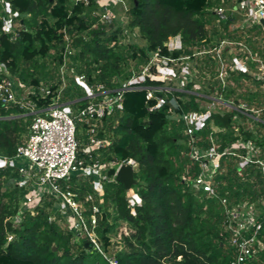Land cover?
Instances as JSON below:
<instances>
[{"label":"trees","instance_id":"obj_1","mask_svg":"<svg viewBox=\"0 0 264 264\" xmlns=\"http://www.w3.org/2000/svg\"><path fill=\"white\" fill-rule=\"evenodd\" d=\"M95 1L90 0L86 6L82 2L71 4L70 0H3L18 12L22 27L13 38L1 31L0 19V63L25 86L38 90L42 78L47 75L48 63H53L58 74L66 55L65 71L83 75L90 87L103 85L115 90L139 74V67L148 63L151 52L159 50L167 66L182 58L194 62L195 72L208 84L205 90H198L202 96L192 93L193 79L179 90L170 88L164 81L146 78L136 85L144 89H133L135 86L124 92L122 111L103 120L98 136L106 137L108 145L99 151L98 158L93 154V159L104 162L132 160L134 182L129 188L119 181L102 184L103 204L97 216L96 235L104 253L113 249L117 264H163L164 261L230 264L234 249L223 228L220 199L226 198L231 204L253 203L260 219H264V175L254 165L237 172L234 160L224 157L219 160L220 173L214 178L218 197L206 199L194 193L181 176L194 177L198 166L190 160L189 138L176 118L183 113L203 111L201 105L208 101L205 96L216 91L235 107L244 103L247 111L240 113L231 109L222 115L212 113L204 128L196 133L194 145L204 150L216 143L222 149L239 139L256 138L264 152V136L258 137L256 131L241 125L246 120L264 129L261 83L247 73L234 72L229 75L233 84L222 87L215 81L216 62L209 55H195L197 51L214 47L210 31L215 37H224L213 25L216 18L212 9L222 1L231 0H129L130 7L120 11L127 21L126 29L137 30L145 43L143 46L120 44L122 33L127 32L115 23H100L94 15L98 10ZM3 3L0 2V17ZM118 10L119 6L113 7L115 13ZM261 35V28L255 26L246 31V41L250 45L255 36ZM67 37L72 54L65 52ZM174 37H179L181 48L170 52L166 43ZM226 37L235 40L232 36ZM251 49L264 58L263 51L255 46ZM127 59L136 62V71L125 69ZM151 73H156L155 67L151 68ZM244 82L254 85L255 89L251 90ZM61 85V78H58L55 84L46 86L51 91L50 96L37 101L32 97L36 107L50 106ZM146 88L153 89L155 98L146 100ZM84 98V91L72 76L68 85L64 84L60 103H68L76 110L87 104ZM156 98L163 99L164 103L150 110ZM255 108L260 110V115L250 112ZM25 114L16 106L6 108L0 104V155L13 156L17 146L22 144L21 137L27 135L32 119ZM236 119L242 122L238 124ZM77 139L81 146L86 142V136L82 138L81 134H77ZM78 157L83 158L81 151ZM112 174L110 170L108 175ZM11 180L14 185L6 188ZM69 190L82 200L87 192L93 191V186L90 181L75 176L69 182ZM128 190L140 200L139 204H129ZM25 194V188L18 184L17 169L0 168V264H108L88 239L76 242L62 227V220L54 208L55 201L48 196L34 215L25 211L19 224H7L6 219L18 214ZM119 222L126 223L131 232L113 241L110 234ZM8 235H12L10 241H7ZM259 238L264 244V221ZM246 264H264V251Z\"/></svg>","mask_w":264,"mask_h":264},{"label":"built area","instance_id":"obj_2","mask_svg":"<svg viewBox=\"0 0 264 264\" xmlns=\"http://www.w3.org/2000/svg\"><path fill=\"white\" fill-rule=\"evenodd\" d=\"M0 2L3 3V0ZM70 2L74 5L80 2L86 6L90 4V0H70ZM95 2L98 10L94 15L98 16L100 23L104 25L115 23L126 32V26L122 25L118 13L113 11V7L120 5V0H96ZM230 2L232 4L227 5L222 1L221 5L212 9L216 18L213 25L224 37L210 35L214 47L197 51L195 55L210 54L211 59L217 64L216 78L219 79L222 87L232 85L233 82L229 80V75L238 72L249 74L264 88V62L256 57L258 56L256 52L247 47L248 50L241 48L244 47L242 43L245 42L244 36L248 29L259 26L262 29V35L259 37H264V27L260 24L261 20L264 21V0H231ZM1 10L3 13L0 17L1 31L16 38L18 30L22 27L18 12L13 11L7 2L3 3ZM227 35L234 37L235 40L229 39ZM65 42V52L72 54L73 50L69 48L70 39L65 38ZM230 46L233 47L232 50L237 51L236 47H238V50L242 52L230 53ZM248 51L254 55L248 56ZM65 56L61 73L64 71L67 60ZM215 56L219 60H216ZM184 60L186 58H182L180 62ZM222 61L226 63L223 64ZM249 64L253 67L250 68ZM172 66H167L166 59L159 56V50L151 52L148 63L143 65L139 74L115 90H108L103 85L90 87L83 75H75L74 80L84 91V99L88 102L73 110L70 104L60 103L61 92L64 88L63 82L61 88L55 93L53 103L46 108L38 109L32 97L36 101L46 98L51 95L50 89L42 85L38 90L32 86L25 87L23 83L24 86L21 85L18 78L0 63V104L6 108L16 106L25 111V115L32 116L26 138L22 144L17 146L13 156L0 155V168H16L18 184L26 190L20 202L18 214L6 219L5 222L9 225L19 224L21 215L25 211L34 215L36 208L40 207L48 196L57 204L55 211L59 214L65 229L78 242L88 239L94 244L97 252L104 256L108 264H117L113 249L104 253L96 235L97 216L102 212L103 204L102 184L117 181L120 169L126 166L133 169L134 162L132 160L104 162L93 159V154H96L98 158L99 151L108 145L107 138L99 137L98 133L103 128V120L112 118L116 111H122L124 92L142 84L146 78L164 82L172 80L183 87L192 82L191 74L185 72L179 75ZM152 67H155V74L151 73ZM21 87L27 88L23 97L19 91ZM133 89L144 88L136 86ZM199 89L193 85L192 93L202 96L198 92ZM205 97L208 101L201 105L203 111L183 113L176 120L184 126L183 132L189 138L190 160L198 166V173L194 177L189 178L183 174L181 180L194 193L206 199H212L218 197L214 188V178L220 173L219 160L221 158L231 157L235 162L237 172L248 165H254L264 175V152L256 142V138L239 139L222 149L216 143L204 150L197 148L194 145L195 135L204 128L212 113L222 115L218 112L220 109H224L225 112L231 109L240 113L247 111L244 103L240 102L235 107L230 101H224L216 91ZM145 98L146 100L155 98L153 89L146 88ZM163 103V99L156 98V104L150 110L160 108ZM250 112L254 113V110L250 109ZM77 124L85 129L86 142L83 146L77 139V134L81 131V127L78 128ZM80 151L83 158L78 157ZM110 170H113L111 176L108 175ZM75 176L90 181L93 186V191L87 192L82 200L77 193L69 190V182ZM128 193L129 204L131 206L139 204L140 200L131 193V190H128ZM220 205L223 213V228L229 234L228 243L234 249L230 264H246L249 260L255 259L258 252L264 251L263 241L259 238L264 219H260L257 207L247 201L231 204L226 198H221ZM52 220H55V216ZM122 233L124 236L129 234L126 229L122 230ZM11 239L12 235H8L7 241ZM179 260L180 257L177 258V261ZM163 264L172 263L164 261Z\"/></svg>","mask_w":264,"mask_h":264},{"label":"rangeland","instance_id":"obj_3","mask_svg":"<svg viewBox=\"0 0 264 264\" xmlns=\"http://www.w3.org/2000/svg\"><path fill=\"white\" fill-rule=\"evenodd\" d=\"M121 1V3H120V5H119V18H120V20H121V23H123L122 25H125L126 26V23H127V21H126V19L123 17V14H122V11H126L129 7H130V1L129 0H120ZM232 4V2H227V5H231ZM120 10H122V11H120ZM208 29L210 30V28L208 27ZM248 29V28H247ZM262 30V29H261ZM126 32H127V34L126 33H122L123 34V38H121V39H119V43L120 44H122V45H128V44H131V43H135V44H137L138 46H143L145 43H144V41H143V39L141 38V36L139 35V33L137 32V30H132V31H128L127 29H126ZM210 35L212 36V32L210 31ZM248 36V35H247ZM247 36H246V34H245V36H244V38H245V42L244 43H242V45L244 46V47H241L242 48V50H246L247 48L249 49V50H251L252 51V49H251V47L253 48V46H255V48L256 49H259V51H263V53H264V37H254V39H252V42H251V44L249 45L248 44V42L246 41V38H247ZM243 37V36H242ZM242 42H243V40H242ZM254 42V43H253ZM166 46H167V48H168V50L171 52V51H175V50H179V48H180V39H179V37H174V38H170L169 40H168V42L166 43ZM231 47V51H230V53H232L233 52V54L234 53H239V52H242V50H238V47H236L237 48V51H234V50H236V49H234V50H232V46H230ZM235 47V46H234ZM247 47V48H246ZM247 49V50H248ZM250 51V52H251ZM249 52V51H248ZM248 53V56L251 54V53ZM210 55V54H209ZM251 55H254L253 53L251 54ZM220 56H221V52H220ZM222 57V56H221ZM258 59H260V60H262L263 62H264V58L262 59V58H260L259 56H256ZM224 58V57H223ZM215 59L216 60H219L218 58H217V56H215ZM225 60V59H224ZM227 61V60H226ZM226 61L224 62V61H222V63L223 64H225L226 63ZM182 62H184L185 64H182ZM182 62H178V63H176V64H173V66H172V68L180 75V74H184L185 72H187V73H189V74H191L190 76L192 77L191 79H193V85L196 87V88H200L201 90H205L206 89V86L208 85L207 84V81H206V79H205V81L203 82V80L204 79H202V78H200L199 76H200V74H198V73H196L195 72V70H196V66H195V64H194V62H192V61H190V60H184V61H182ZM48 69H47V71H46V73H47V75L44 77V78H42V80H41V83H42V85L44 86V87H46V86H50V85H52V84H55L56 82H57V80H58V78H61V81L64 83V84H66V85H68V79H70V78H72V76H75V73L74 72H72V71H70V70H64L62 73L61 72H58V74L57 73H55V69H54V65H53V63H51V62H49L48 63ZM127 68H125V69H128V70H130V71H136V62L135 61H133V60H130V59H127V66H126ZM142 67L143 66H140L139 67V69H142ZM194 69V70H193ZM189 70H192V71H189ZM13 76H15V75H13ZM66 79H67V81H66ZM185 80V82H186V79H184ZM121 83H123L121 80H119ZM203 82L202 84H199V82ZM215 81H218L219 82V79L218 78H215ZM166 82V85L167 86H169L170 88H177V89H179V90H182L184 87L183 86H179V85H177V82H175V81H165ZM21 83V82H20ZM209 83H212V82H209ZM247 82H244V84H246ZM180 84V83H179ZM21 85H23L22 83H21ZM183 85H185V83H183ZM246 85H248V84H246ZM24 86V85H23ZM248 86H250V89L251 90H254L255 89V86L254 85H248ZM26 87V86H25ZM26 89L27 88H24V87H21L20 88V95L23 97L24 95H25V93H26ZM192 90H193V87H192ZM263 91H264V88H263ZM220 109V108H219ZM256 109V108H255ZM218 112L219 113H221V114H223V113H225V110L224 109H220V110H218ZM254 115L255 116H258V115H260V110L259 109H256V110H254ZM256 119V118H255ZM242 121H241V119L240 120H238V119H236V123H238V124H240ZM242 126H245V127H247V128H249V129H251V130H253V131H256V133H257V136L258 137H262V136H264V129L263 128H261V127H256V125L255 124H252L250 121H246V120H244L243 121V124H241ZM77 126L78 127H81V131H80V133L79 134H81L82 135V138H83V136H85V129L82 127V126H80V124H77ZM214 128V127H213ZM214 130H215V128H214ZM25 138H26V135H22V137H21V140L24 142V140H25ZM14 181L13 180H11V181H9L8 182V184L6 185V188H10V187H12L13 185H14ZM49 198H47V200H48ZM57 208V204H55L54 203V208ZM62 227L63 228H65L64 227V224H63V222H62ZM124 229H126L127 231H128V233L129 232H131V230H130V228L128 227V225L126 224V223H124V222H119L118 223V226L116 227V229L114 230V232H112L111 234H110V236H111V238H112V240L113 241H118V240H121L122 239V237L124 236V235H122L123 233H122V230H124ZM122 236H121V235ZM74 237V236H73ZM75 238V237H74ZM75 241H77V239L75 238ZM78 242V241H77Z\"/></svg>","mask_w":264,"mask_h":264},{"label":"water","instance_id":"obj_4","mask_svg":"<svg viewBox=\"0 0 264 264\" xmlns=\"http://www.w3.org/2000/svg\"><path fill=\"white\" fill-rule=\"evenodd\" d=\"M260 24L264 27V21H260ZM117 181L124 184L126 188H129L133 184V175L130 166H126L120 169L117 174Z\"/></svg>","mask_w":264,"mask_h":264}]
</instances>
